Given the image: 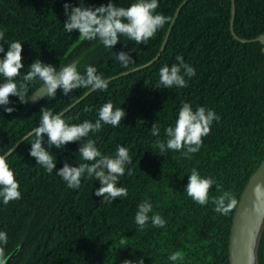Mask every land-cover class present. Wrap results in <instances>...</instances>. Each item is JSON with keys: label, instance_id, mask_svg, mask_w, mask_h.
Segmentation results:
<instances>
[{"label": "trees", "instance_id": "1", "mask_svg": "<svg viewBox=\"0 0 264 264\" xmlns=\"http://www.w3.org/2000/svg\"><path fill=\"white\" fill-rule=\"evenodd\" d=\"M108 2L0 0L4 33L0 47L6 52L8 43L21 42L24 67L14 79L18 88L21 83L27 88L24 101L42 83L23 80L36 60L58 69L77 59L81 75L91 64L107 84L104 90L78 86L67 93L57 87L54 95H44L25 112H20L24 101L11 94L8 103L0 105V154H7L20 191L19 199L0 203V230L8 238L0 258L13 252L4 264H120L136 257H143L144 264H228L237 203L221 214L214 211L211 199L204 205L194 202L184 186L195 167L201 175L214 177L210 197L228 192L238 202L250 174L264 158V51L254 39L264 33V0H233V14L232 0H158L156 11L171 20L147 43L121 36L110 49L92 40L72 45L79 32L63 30L64 4L87 7ZM112 2L127 6L129 0ZM121 52L130 58L129 66L117 59ZM177 55L195 69V75L186 77L183 88L158 86V68L180 63ZM109 99L113 110L120 107L125 113L117 125L101 121L98 131L59 148L48 145L46 134H41L42 146L55 160L51 172L29 155L34 135L30 132L42 109L78 123L94 120L96 109ZM182 100L190 102L193 110L205 106L219 116L202 137L200 149L189 157L156 148ZM5 108L13 110L5 112ZM154 123L160 128L155 136ZM88 139L102 154L114 155L118 144L128 148L130 160L117 182L127 188L126 196L105 202L104 194H95L101 186L98 178L85 172L73 189L56 175L66 163H92L81 160L78 151ZM145 199L152 211L140 229L134 214ZM153 212L165 219L163 227L151 224ZM173 252L181 258L169 260ZM253 254L255 264H264V218Z\"/></svg>", "mask_w": 264, "mask_h": 264}, {"label": "clouds", "instance_id": "2", "mask_svg": "<svg viewBox=\"0 0 264 264\" xmlns=\"http://www.w3.org/2000/svg\"><path fill=\"white\" fill-rule=\"evenodd\" d=\"M63 7L67 15V19L63 23V30L65 32L77 30L79 37L76 43L92 40L106 49L115 45L121 36L147 43L158 29L171 20L170 16L156 11L158 0H129L127 6L114 4L112 0H109L106 5L87 7L70 6L65 3ZM3 39L4 33L0 31V40ZM0 52H4L3 57H0V105L8 103L10 94L17 96L23 102L27 88L23 83L18 88L17 81L14 79L24 67L21 57V42L13 40L8 43L6 52L3 47H0ZM117 59L122 62L123 66L130 65V58L123 52L118 54ZM175 59L180 63L163 64L158 68V86L163 85L171 88L175 85L177 88H183L187 85L186 77L195 75V69L189 63H184L180 55H177ZM181 68L184 69L183 74ZM23 80L42 82L48 96L54 95L57 87H60L64 93L78 86H87L90 90L97 88L104 90L107 87L105 78L96 71L93 65H85V74L81 75L74 62L61 64L57 69L51 64L36 60L23 74ZM193 109L190 102L181 101L174 122L163 128L164 138L156 142L159 152L163 153L167 148L179 152L181 156L189 157L190 154L200 149L202 137L209 132L213 119L219 120V116L205 106L197 105L195 110ZM12 110L11 108L4 109L5 112ZM124 115L125 113L120 107H115L113 110V102L110 99L96 109L94 120L83 119L78 123L69 122L58 112L42 109L38 124L30 132L34 135L29 155L34 157L36 163L42 166L45 171L51 172L55 166V160L42 146V133L46 134L48 145H55L59 148L65 142L78 141L81 137L87 136L89 132L98 131L101 128V121L105 124L117 125ZM159 131L160 128L154 123L151 134L155 136ZM181 149L183 151H180ZM78 151L81 160L92 161V163H80L78 166H69L66 163L57 171L56 175L66 183L68 188H78L82 174L87 172L88 176L99 179L101 186L95 189V194L97 196L104 194L102 201L110 203V198L127 195V188L118 186L117 183L119 177L125 173L126 162L130 160L126 146L118 144L114 155L102 154L94 146V141L88 139L79 147ZM6 155V153L0 154V203L3 204L20 198L19 181L15 178L14 170L10 167ZM130 173L131 170H129ZM214 184V177L201 175L193 167L189 171L184 191L199 205H204L211 199L215 206L214 211L227 214L237 201L228 192L210 197L209 189ZM260 188L261 186L257 185L253 191L258 193ZM151 211L152 204L149 200L145 199L137 204L134 222L140 229H143L146 221L149 220L148 213ZM151 224L163 227L165 219L160 214L153 212ZM7 239V233L0 230V256L4 252L3 246L7 244ZM178 258H181L178 252H173L168 256L171 261H176ZM0 264H4L2 258H0ZM120 264H144V259L143 257L123 259Z\"/></svg>", "mask_w": 264, "mask_h": 264}, {"label": "water", "instance_id": "3", "mask_svg": "<svg viewBox=\"0 0 264 264\" xmlns=\"http://www.w3.org/2000/svg\"><path fill=\"white\" fill-rule=\"evenodd\" d=\"M231 12L232 14L234 12L233 0L231 2ZM233 35L237 37L234 33ZM78 37L79 35L74 40L72 45L76 44ZM254 39H257L263 44L262 50L264 51V33L259 34ZM240 40H247V39L242 38ZM73 62L76 64L77 59H73L68 63H73ZM44 95H46V88L43 85V83H41L32 91V93L24 101V103L21 106L20 112L27 111L34 103L40 100ZM257 185L261 186L260 191L258 193L253 191V189ZM263 199H264V158L261 160L257 168L250 174L244 188L241 191L239 200L237 202L230 227L229 242H228V264H247V257H248L247 255H250L249 247H248L249 228L251 227L252 222L254 220L253 215L256 210V207L258 203ZM12 253H10L4 259V262L11 257Z\"/></svg>", "mask_w": 264, "mask_h": 264}, {"label": "rangeland", "instance_id": "4", "mask_svg": "<svg viewBox=\"0 0 264 264\" xmlns=\"http://www.w3.org/2000/svg\"><path fill=\"white\" fill-rule=\"evenodd\" d=\"M255 216V218H254ZM264 218V199L260 201L256 207V210L253 215V222L251 227L249 228V237H248V247H249V254L247 255V264H254V257H253V250H254V245L257 237V233L259 230V227L262 223V220Z\"/></svg>", "mask_w": 264, "mask_h": 264}]
</instances>
